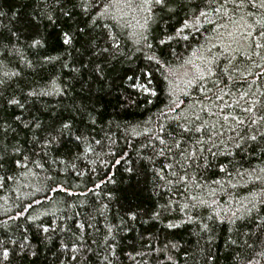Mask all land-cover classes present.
<instances>
[{
  "label": "trees",
  "instance_id": "obj_1",
  "mask_svg": "<svg viewBox=\"0 0 264 264\" xmlns=\"http://www.w3.org/2000/svg\"><path fill=\"white\" fill-rule=\"evenodd\" d=\"M139 2L110 10L117 24L98 19L95 7L85 12L80 0H0V36L8 37L0 44V149L8 158L0 169V264H264V120L254 104L264 101V47L253 45L264 44V9L246 3L234 14L229 3L216 13L215 0H191L208 17L186 30L188 41L172 40L175 55L159 66L146 57L159 54L160 23H150L153 50L136 51L134 33L148 15ZM154 13L170 33L185 15ZM68 29L71 47L60 39ZM107 32L120 47L97 55ZM33 39L43 46L31 47ZM203 57L215 58L217 72L229 69L227 87L189 86ZM184 68L191 75L178 78ZM13 97L23 109L8 104ZM65 121L71 130L42 149ZM193 126L202 131L177 135ZM122 153L130 163L113 167ZM24 155L27 168L11 163Z\"/></svg>",
  "mask_w": 264,
  "mask_h": 264
},
{
  "label": "snow or ice",
  "instance_id": "obj_2",
  "mask_svg": "<svg viewBox=\"0 0 264 264\" xmlns=\"http://www.w3.org/2000/svg\"><path fill=\"white\" fill-rule=\"evenodd\" d=\"M57 2L59 3L60 0H57ZM121 2V0H80V7L84 9L85 12L88 11V7H95L97 10V17L98 19H111L113 20L115 23H119V18L117 17V15H115L112 11V9H118V5ZM214 2V0H208V5L211 6L212 3ZM216 3H219V7H214L213 11L216 13H220L221 9H226L227 5L229 3L232 4V11L233 13H237L239 10L244 8V5L247 3L249 7L251 8H261L264 9V0H215ZM191 4V0H140V2L135 6L136 10L138 11H142L147 13L148 15L144 18V23L142 25H140V30L136 31L134 33V35L136 36V41L135 43L138 45V47L136 48L137 52H143L145 49L147 50H153V44L149 39V34L151 32V28H150V23H160L161 25V30L158 32V34L153 37V39H155L156 44H157V48L159 49V54L157 55L155 51H153L152 55L147 56L146 58L154 61L155 64L159 65V66H163L164 64L168 63L167 61V57L170 55H175V49L171 46V41L174 39H182L184 41H188L189 40V35L186 34V30L190 33L192 32L193 29L195 30H199V21L201 18H207L208 17V13L206 11L197 9L196 11H193L189 5ZM129 7H131V5H128ZM76 7V5H73V8ZM159 8L161 12H166L169 14V19H171L173 16H176L178 13L180 12H184V19L181 22V26L177 27L174 32L170 33L166 30V22L164 21V17L161 16L159 18V21H157L155 19V13H154V9L155 8ZM0 15H3V13H0ZM41 15L46 16L48 20L52 21V23H55V20L53 19L52 15L47 14V13H41ZM223 16H228L227 11H224ZM63 16L66 17L68 20L72 19V11L71 9H64L63 10ZM229 21L236 24L239 23V21H233L232 17L229 16L228 17ZM242 19V18H241ZM262 19H264V17H262ZM92 24H95L96 21L93 20L91 21ZM140 22L137 21V24H139ZM257 23H261L260 21H257ZM102 27H108L107 25H101ZM221 27H227L226 25H222ZM80 32H85L86 28H79L78 29ZM12 37H15L16 39H19V36L17 35V33L13 32ZM90 35V33H89ZM229 35L231 36L232 33H229ZM244 35H246L247 37H251L252 33L251 31L245 33ZM257 35H260L262 37H264V24H262L261 27V31L257 33ZM106 36V43H108V47H101L95 54L100 55L102 53H107L109 51L110 48H119V42H118V37L113 35L111 32H107L105 33ZM195 38V37H193ZM5 39H8V37H3L0 36V44H3V41ZM60 39L62 40V43L64 45H68L69 47H71L72 45V41H73V35L71 32V29L68 30H63L60 36ZM165 45H167V47H164ZM253 45L255 48H261L264 47V44H259L256 43L255 41H253ZM6 47V45H4ZM31 47H36V46H43L42 41L39 39H33L32 43L30 45ZM89 46L91 47H95V39L93 38L92 40L89 41ZM196 51L198 50H194L193 55L196 54ZM206 51L211 54V48L206 49ZM47 59H51V58H47ZM129 59H131V56H129ZM203 65L201 67L197 68V72L196 74L193 76V78L191 80L188 81V84L190 87L196 89L199 92H204L205 91V87L206 85L203 83L204 81H210L211 84L213 85L214 88H219L220 83H224L225 87H227V81L223 80V77L225 75H227L229 69L228 68H224L222 70H220L219 72L215 71L214 68L216 67L215 64V58L213 59H208L207 57H203ZM230 59V58H229ZM188 63H191V61H188ZM97 71H100L99 65H97ZM213 77H215V79H213ZM229 79H231V77L229 76ZM0 83H3V81H0ZM210 90V89H209ZM146 92H149L150 95L155 96L156 92L152 91L150 89L145 88ZM220 91L222 92L223 89H220ZM29 96L31 95H35V93H28ZM217 98H219V96H217ZM9 105H13V106H17L21 109H23L24 104L16 99L15 97L9 99L8 101ZM175 103V102H174ZM255 105H259V111L261 112V115L259 116L260 120H264V101H260L257 100L254 102ZM248 112H255L257 109L255 107H250L245 109ZM16 120H20L21 117L20 116H16L15 117ZM197 119H199L197 117ZM227 119V117H226ZM94 122V121H93ZM242 123V121H241ZM252 124H256L257 120L256 119H252L251 121ZM25 127H28V124H24ZM39 123H37L35 125V127H39ZM72 128V125L70 122L65 121L63 122L59 128H57L56 131V135L55 136H51V138L49 139L48 137H46L43 141H40L41 143V148H45L47 147L50 143H52L53 141L57 140L59 137L63 136L65 134L66 131H70ZM0 131H7V126L5 124V122L0 121ZM202 129L198 126H193L191 128L189 127H182L181 131L179 133H177V135L179 136H183L185 134L188 133H196V132H201ZM77 140H80L81 137L77 136L76 137ZM252 140H255L256 137L252 136L251 137ZM173 140V144H175L176 147H179V144L176 143V137H172ZM97 143H99V141H97ZM161 144H164L165 141L163 139L160 140ZM237 147H240L239 144H237ZM6 150L4 149H0V169H3L5 167V164L8 163V158L6 157V155L4 154ZM17 153H19V149L15 150ZM194 153L189 154V156H194ZM22 159L23 160H27L28 157L26 155H24L22 158L20 156H17L16 159L12 160L11 163L14 164L16 167H22V168H27V164L26 163H22ZM122 161L124 163H130V161H128L125 158V155L122 153L121 157L119 159H116L113 162V167L117 166V165H121ZM33 163H35V161H33ZM126 171L128 172H132L133 169L132 168H127ZM221 171H223V168H221ZM9 179L11 177H8ZM161 179H163V177H161ZM181 179H184L183 177H181ZM108 183H115V181L109 176L106 178V181ZM96 187H100L99 184L96 185ZM155 215H159L158 213H156ZM131 218L133 220L136 219V215L135 214H131ZM175 225H168V227H174ZM205 228H207V226H205ZM44 231L46 232L47 229L45 228ZM7 251L4 252V256L5 258H7Z\"/></svg>",
  "mask_w": 264,
  "mask_h": 264
},
{
  "label": "rangeland",
  "instance_id": "obj_3",
  "mask_svg": "<svg viewBox=\"0 0 264 264\" xmlns=\"http://www.w3.org/2000/svg\"><path fill=\"white\" fill-rule=\"evenodd\" d=\"M191 72L192 71L190 69H185L184 68L181 73L179 72L178 78H183L184 76H185V78H187L188 76L191 75Z\"/></svg>",
  "mask_w": 264,
  "mask_h": 264
}]
</instances>
